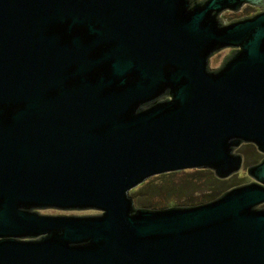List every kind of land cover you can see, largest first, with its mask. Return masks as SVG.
Returning <instances> with one entry per match:
<instances>
[{
	"label": "water",
	"instance_id": "obj_1",
	"mask_svg": "<svg viewBox=\"0 0 264 264\" xmlns=\"http://www.w3.org/2000/svg\"><path fill=\"white\" fill-rule=\"evenodd\" d=\"M244 3L260 11L222 23ZM246 142L264 153L262 0H0V264H264V156L196 205L129 192L226 178Z\"/></svg>",
	"mask_w": 264,
	"mask_h": 264
},
{
	"label": "rangeland",
	"instance_id": "obj_2",
	"mask_svg": "<svg viewBox=\"0 0 264 264\" xmlns=\"http://www.w3.org/2000/svg\"><path fill=\"white\" fill-rule=\"evenodd\" d=\"M264 2V0H262ZM248 10V11H246ZM260 11V7L249 3H244L237 11L223 10L218 14L223 24L229 23L232 19H239L244 16L252 15ZM247 12V13H246ZM235 47H223L214 52L210 56L209 68L215 70L218 68L226 58L234 52ZM257 151L253 143H243L235 148V152L244 156L240 169L231 173L225 178L224 183H220L217 179H220L210 168H185L180 170H173L154 174L144 179L129 192L132 196L134 204L144 205L151 207L165 208L168 206H190L196 205L208 200H211L218 195L222 194L227 189L250 182L252 178L247 175V166L255 163L253 157L260 160L264 153L257 151L254 156L248 155L247 151ZM257 160V161H258ZM218 186H222L218 190ZM216 194L212 197L211 195ZM259 207L264 208V202L259 204ZM44 214H97L98 210L93 209H70V210H58V209H40L37 210Z\"/></svg>",
	"mask_w": 264,
	"mask_h": 264
},
{
	"label": "trees",
	"instance_id": "obj_3",
	"mask_svg": "<svg viewBox=\"0 0 264 264\" xmlns=\"http://www.w3.org/2000/svg\"><path fill=\"white\" fill-rule=\"evenodd\" d=\"M246 11H248V10H246ZM246 13H247V12H246ZM257 153H258V152L255 151V150H254V151H250V150H248L247 153H246L245 155H246V158H249L248 155H252V156H254V155L257 154ZM247 154H248V155H247ZM252 160H254L253 162H257L258 159H257L256 157H253ZM217 178H218V177H217ZM217 181H219L220 183H224L225 178L217 179ZM221 187H222V186H218V190L221 189ZM216 194H217V192H216V193L214 192V194L211 195V196L214 197V196H216Z\"/></svg>",
	"mask_w": 264,
	"mask_h": 264
},
{
	"label": "flooded vegetation",
	"instance_id": "obj_4",
	"mask_svg": "<svg viewBox=\"0 0 264 264\" xmlns=\"http://www.w3.org/2000/svg\"><path fill=\"white\" fill-rule=\"evenodd\" d=\"M201 0H190V4H195V3H198V2H200ZM234 53H235V50H234V52L231 54V56L232 55H234ZM46 208H50V209H57V208H51V207H46ZM46 208H38V209H35V210H40V209H46ZM58 210H62V209H58Z\"/></svg>",
	"mask_w": 264,
	"mask_h": 264
}]
</instances>
